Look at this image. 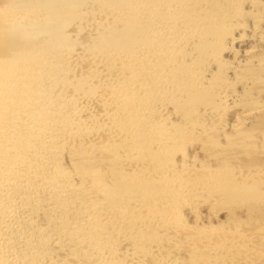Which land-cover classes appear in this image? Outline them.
Returning a JSON list of instances; mask_svg holds the SVG:
<instances>
[{
	"label": "bare ground",
	"instance_id": "obj_1",
	"mask_svg": "<svg viewBox=\"0 0 264 264\" xmlns=\"http://www.w3.org/2000/svg\"><path fill=\"white\" fill-rule=\"evenodd\" d=\"M260 9L264 0H0V264L82 258L132 264L131 256L117 252L131 234L140 251L132 253L145 260L151 243L163 239L160 231L179 223L182 208L201 193L222 204L221 211L260 209L245 223L254 230L261 223L257 229L264 232V160L243 162L246 174L237 180L234 167L220 161L234 141L206 150L217 158L211 169L201 164L209 177L183 180L169 174L174 148L168 147L191 127L206 128L207 113L221 100L235 104L217 79L230 70L240 92L256 95L232 126L243 131L264 106L262 69L250 64L262 59L238 47L264 41ZM85 20L92 29L79 46L72 36L89 29ZM222 52L233 64L220 62ZM263 144L250 148L256 153ZM147 218L154 225H143ZM230 223L231 233H240V221ZM226 228H203L199 236L211 239ZM251 237L234 247L225 238L190 244L196 254L188 263L213 264L215 252L226 247L236 261L234 250L246 248ZM260 239L264 243V235ZM246 249L254 259L264 255V249ZM151 255L149 264L166 263L165 256Z\"/></svg>",
	"mask_w": 264,
	"mask_h": 264
},
{
	"label": "rangeland",
	"instance_id": "obj_2",
	"mask_svg": "<svg viewBox=\"0 0 264 264\" xmlns=\"http://www.w3.org/2000/svg\"><path fill=\"white\" fill-rule=\"evenodd\" d=\"M246 4L247 2L244 4V6H242L243 12L247 10V8L245 7ZM260 11L262 12L259 13L258 15H264V11L262 9H260ZM249 20L247 21V24H246L247 31L251 29L250 28L251 23ZM89 23H90V20L89 21L85 20L83 25L86 24L85 26L89 29L86 28L87 30L81 33V35L79 34L76 37H74V35L72 36L74 40L75 39L77 40L76 42H78L79 46H81V44L85 42L86 39H88L87 35L89 33H86V32H89L92 29L91 27L88 26ZM262 23L264 25V20L262 21ZM71 26L74 27V24H71L67 28L69 29L67 31L73 33ZM237 31L239 32V30ZM238 47L241 49L246 48L245 50L251 52V54H253L255 59H256V56H259L260 60L262 59L259 65L254 62H253L254 64L253 63H250V64L253 65L251 69L255 68L254 65H257L256 67H258L260 70L262 69V71H260L259 73L260 75L263 76L261 77L264 79V75H263L264 74V67H263L264 64H262L264 63V60H263L264 59V41L263 42H254L251 40L244 41L242 46H238ZM76 48L77 46H75L73 50V52L76 51L74 55L75 56L81 55L82 54L81 49L79 48L78 50H75ZM220 56H221L220 62L223 63L224 65L226 63L233 64L232 57L227 52H222ZM220 78H222V80L217 78L219 80L218 82L220 83V85L223 83L222 88L224 87V90L222 89L221 94H225V95L228 94V97L236 96L237 99L235 100V104L233 103L231 106L229 105L225 106L226 101L221 100L222 102H220L219 108H217L216 110H213L214 111L213 113H207L206 118H205L206 121L204 122V125L206 126V128L196 130L195 128L191 127V129L183 133L181 138L179 137L180 139L176 138L174 139L175 141L173 140L170 142L168 147L169 148L172 147L174 149L173 150L171 149L172 150V155L170 157L171 170L169 174L172 175L173 177L174 176L182 177L183 180L187 178H194L197 176H201L203 174L205 175V176H202L203 178H206L207 176L209 177V173L211 172L209 171V169L215 166L216 162L214 163V161L217 158L215 157L211 158V156L206 154L207 153L206 150L208 148L211 149L212 147L214 149H218V148L222 149L228 144L233 143L234 141H238V142L232 146L233 148L231 149L227 148L226 150H223L224 153L221 154L220 157L223 156L224 159L220 161L226 162L229 165L233 166L234 168L236 167L235 169L233 168V170H234V174L237 180H241L240 178H242L243 175L246 174V168L243 162H247V161L251 162V160L255 158H257V160H264V144L263 146L261 145L262 150L259 152L256 151V153L253 152L254 150L252 151L250 148V144L253 142L263 143V140H264V106L261 108H258L257 110L251 113L250 115L252 116L251 124H248L246 121V123H244L242 126L243 131L241 128L238 130V128H235L234 125L232 126V124L235 123L237 120H239L238 118H235V117L238 116V111L240 107H242V105H252L254 102H256L255 98H253L256 95L255 96L253 95L255 94L254 92H250V93L248 92L246 94H244V92L242 93V91L240 92L241 83L238 82L236 72H232L230 70V72H228L227 74H224ZM245 81H247V79H245ZM237 94H239V98ZM216 102L218 101L215 100V103ZM99 109H100V106L98 107V104H97L95 110L99 111ZM170 116L174 118H171ZM167 118H170V121L171 119L174 120V123L178 121V117L176 115L169 114V117ZM238 131L240 133H238ZM236 136H238V138ZM234 137H236V139H234ZM155 148H156L155 146L151 147L152 150ZM105 156H107L105 155V153H100L99 157L101 159V158H105ZM67 161H68V156L64 155L61 159L62 164L66 166L67 165L66 163H68ZM202 163H208L209 169H205L206 167L202 168L201 167ZM135 164L138 166V163L136 162L132 165L135 166ZM182 167H184V171L178 173L179 172L178 170ZM202 169H205L206 172L203 171ZM201 190H202L201 192L204 191L203 188ZM220 206H222V204H220L219 202L217 203L211 195L206 196L201 193V195H199L197 198H193L192 200L190 199L189 202H187V204H185V206L182 208L180 218H179L180 220L179 223H177L176 225L169 224V227H166L160 231V234L163 237V239L160 241L156 240V242L151 243L150 253L147 256H145L144 258L145 260H143V258H141L138 254L132 253L134 250L137 253H140V251L136 250L135 245L134 247L132 245L135 242V240L138 238V236L137 237L132 236L133 234H131V237L127 236L126 238H124L125 240L122 239L120 245L118 246V249H119L117 251L118 256H120V254H125V256L127 257L131 256L132 264H139V263L149 264L152 260L151 254L158 253L159 256H162V255L165 256L164 258L167 264H189L188 263L189 257L196 254V253L193 254L190 252V249L193 248V247H189L190 244L191 245L196 244L195 247L197 246L202 247L206 244L210 245V244L216 243L217 241L220 242L222 239L225 238V239H229V242L231 243V245H233L232 247H234V246L239 245L240 241L243 240L246 235H250V234H252L251 240L250 241L246 240L244 243V244H247L246 248L256 249V250L264 249V243H262L263 241L260 239V237L264 235V232L261 229L260 230L257 229L258 226L262 224L261 223L256 224L257 228H255L254 230L253 224L252 226H247L245 223V220H247V218H249L250 215L254 213L260 214L261 213L260 209H258L257 211H249L247 207L241 206L240 208L235 209L234 212L229 213L225 210H222V211L219 210ZM255 214L253 216H256ZM231 218H236L238 221H240V226L237 227L238 228L237 231L240 232L241 234L231 233L230 231L232 229V227H230L232 226V224L230 223ZM154 222L155 221H152L147 218L145 222H143L142 224L145 226H152L154 225ZM207 227L212 228V230H215V231L217 228H222V227H228V228L225 229V232L224 231L221 232V234L214 233L211 236V239H209L206 236L200 237L199 235L203 231V228H207ZM192 235L195 237H193V240L190 239L188 241V239L191 238ZM167 237L169 238L174 237L175 240L171 239V242H169L167 240ZM194 242H197L198 244ZM153 244H154V247L152 246ZM232 247H229V248H232ZM246 248H241L242 250L240 249L234 250V248L230 249V250L235 251L234 254L235 253L238 254L236 256H239V259L236 261L234 259L233 260L231 259L232 257L229 254L232 252H227L226 250L228 249L227 247L224 248L222 252L217 251L215 252L216 254L221 253V255L218 254L217 256H218V259L221 258L222 262L220 259L219 260L217 259L215 260L213 264H217V263L219 264H225V263L226 264H264V255H260L257 259L250 257L248 254H247L248 256H246L245 252L248 251ZM224 250L228 254L224 252ZM58 253L63 254L62 251H59ZM226 255L227 257H225ZM222 257H225L227 260L223 259ZM90 259L88 260V259L82 258L79 262H77V259L76 260L72 259V261L70 260V262H68L67 264H91L93 262V258H90ZM201 262L202 261H194L192 262V264H202ZM211 263L212 262H210V264Z\"/></svg>",
	"mask_w": 264,
	"mask_h": 264
}]
</instances>
